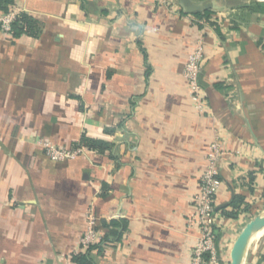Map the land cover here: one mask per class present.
<instances>
[{
    "label": "crops",
    "instance_id": "crops-1",
    "mask_svg": "<svg viewBox=\"0 0 264 264\" xmlns=\"http://www.w3.org/2000/svg\"><path fill=\"white\" fill-rule=\"evenodd\" d=\"M15 0L38 18V37L0 27V264H191L188 226L210 144L219 136L216 198L220 264L264 210V0ZM0 13H3L0 10ZM204 43L199 113L184 75ZM83 135L112 145L65 161L41 140L73 149ZM245 198L238 218L236 196ZM125 219L120 240L86 250V213ZM244 264H264V228Z\"/></svg>",
    "mask_w": 264,
    "mask_h": 264
},
{
    "label": "built area",
    "instance_id": "built-area-1",
    "mask_svg": "<svg viewBox=\"0 0 264 264\" xmlns=\"http://www.w3.org/2000/svg\"><path fill=\"white\" fill-rule=\"evenodd\" d=\"M16 11L0 13V27L6 33L12 31V23L17 17ZM204 43L200 38L192 47L185 65L184 75L188 83L189 96L199 113L206 111V94L200 78L204 64ZM39 144L45 154L55 161L74 159L88 150L85 146L73 149L59 147L51 141L41 140ZM224 147L217 136L210 144L207 165L201 177L200 189L193 198L194 211L188 216V226L199 229L198 239L193 247L191 264H220L216 230V198L223 182L219 176V162L224 155ZM98 219L94 210L86 213V229L80 239L81 247L87 249L92 244L100 243L102 236L98 230Z\"/></svg>",
    "mask_w": 264,
    "mask_h": 264
},
{
    "label": "trees",
    "instance_id": "trees-1",
    "mask_svg": "<svg viewBox=\"0 0 264 264\" xmlns=\"http://www.w3.org/2000/svg\"><path fill=\"white\" fill-rule=\"evenodd\" d=\"M15 0H0V10L7 14L14 9ZM199 20H211L212 11L205 10L204 12H196L193 14ZM43 24L34 15L27 12H18L15 21L12 23V36L15 38L21 37L22 35H28L32 37H38L42 32ZM81 145L87 147L89 150L106 153L110 150L112 145L106 141L93 139L87 135H83L81 139ZM245 198L241 195L235 197L232 202L233 211L226 212V216L236 219L240 214V206L244 203ZM105 228L108 231L102 237L100 243L90 245L86 250L93 248H99L102 250V244L109 243L112 241H118L121 239L123 232L128 228V222L125 219L112 220L110 223H104ZM72 261L75 264H95L87 253H75L72 256Z\"/></svg>",
    "mask_w": 264,
    "mask_h": 264
},
{
    "label": "water",
    "instance_id": "water-1",
    "mask_svg": "<svg viewBox=\"0 0 264 264\" xmlns=\"http://www.w3.org/2000/svg\"><path fill=\"white\" fill-rule=\"evenodd\" d=\"M182 6L187 14H194L196 12H204L206 6L204 4L196 3L193 0H180ZM264 228V210L261 211L254 219H252L243 229L237 238L231 252L230 264H244L245 257L252 237L259 230Z\"/></svg>",
    "mask_w": 264,
    "mask_h": 264
}]
</instances>
